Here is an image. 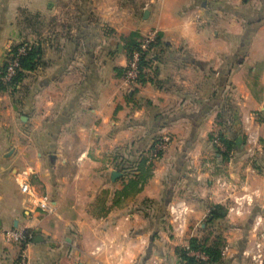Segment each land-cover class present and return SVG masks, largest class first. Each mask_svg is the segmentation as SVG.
Wrapping results in <instances>:
<instances>
[{
    "label": "crops",
    "instance_id": "1",
    "mask_svg": "<svg viewBox=\"0 0 264 264\" xmlns=\"http://www.w3.org/2000/svg\"><path fill=\"white\" fill-rule=\"evenodd\" d=\"M152 29L151 65L128 85L131 36ZM25 41L41 49L39 63L16 90L0 89V264L23 250L30 264H187L192 239L219 236L221 259L196 264H253L264 0H0V65ZM24 176L53 213L22 192ZM181 198L191 211L175 234L168 206ZM216 205L226 212L213 219ZM14 227L33 241L7 242Z\"/></svg>",
    "mask_w": 264,
    "mask_h": 264
},
{
    "label": "built area",
    "instance_id": "2",
    "mask_svg": "<svg viewBox=\"0 0 264 264\" xmlns=\"http://www.w3.org/2000/svg\"><path fill=\"white\" fill-rule=\"evenodd\" d=\"M159 40V31L152 29L146 34L142 35L140 43L128 56V62L124 70V78L128 85L137 83L140 80L142 73V60L143 55L148 53L152 56V52L156 47ZM34 43L32 41L22 42L17 48L10 47L7 52V57L3 64L0 65V80L5 84H11L14 77L17 75L21 68V60L32 48ZM5 65V66H4ZM251 140V139H250ZM168 141V139H167ZM214 141L222 145V138L218 135L215 136ZM166 142V140H165ZM249 152L254 153V146L248 148ZM26 174V173H25ZM20 188L23 193H27L34 197V202L37 206L47 212L53 213L55 206L51 197L48 194L37 195L34 193L31 182L24 176L20 182ZM231 211L240 212L238 207L231 206ZM191 211L188 200L181 198L173 200L168 206V217L175 234H184L189 212ZM254 230L256 239L251 249L246 251L247 256L252 260L253 264H264V216L259 215L256 217ZM5 239L7 242L16 243L20 245H28L34 239V232L30 228H9L4 231ZM188 254L194 256L197 260H207L211 258L209 254L202 250H194L190 245L186 247ZM227 248H224L226 250ZM223 250V252H224ZM17 264H30L29 258L25 250H23L17 260Z\"/></svg>",
    "mask_w": 264,
    "mask_h": 264
},
{
    "label": "trees",
    "instance_id": "3",
    "mask_svg": "<svg viewBox=\"0 0 264 264\" xmlns=\"http://www.w3.org/2000/svg\"><path fill=\"white\" fill-rule=\"evenodd\" d=\"M141 37L142 36H139L137 33L132 34V36H131L132 41L127 46L128 56L135 48L138 47ZM17 46L18 45L14 46V47L17 48ZM40 54H41V49L37 45L34 44L32 46V48L29 50V52L23 56V58L21 60V68L19 69L17 75L14 77L12 83L11 84H5L4 82H2L0 80V89L5 90V91H7L8 89H11L12 91L16 90L17 85L22 81V79L25 75L24 70L34 69L37 66V64L39 63ZM152 59H153V56L149 55L148 53H145L143 55L142 73H141L140 78H142L144 75V71H145L144 69L151 65L150 63H151ZM218 136H220V135H218ZM220 137L223 140L222 134ZM224 141H225V143H227L228 147L231 148V143H229L226 139H224ZM148 160H149V158L143 155L141 160L139 161V164L136 165L137 170H139L140 167L142 169V167L145 166V164L147 163ZM126 164H128V163L126 162ZM149 165H152V162H149ZM119 167L121 168L120 171H124V169H127L128 167L131 168V166H124L123 163H120ZM141 171L142 172L140 175H141V178L143 179L142 182L144 183V180L146 179V177H145V175H143V170H141ZM225 212H226V209H224L221 205H216L212 208L211 215H212L213 219H217V218L222 217L225 214ZM223 245H224V240L221 236H219L215 240V242H213L211 245H207L205 242L202 243L201 241H199L196 238L192 239L190 242V248H192L194 250H202V251L206 252L207 254H209V256L211 258L210 260L211 261L213 260V262H217L221 259V256H222L221 247ZM181 253H182V257L187 261V264H196L197 263V259L194 256H190L188 254V250L186 248H183Z\"/></svg>",
    "mask_w": 264,
    "mask_h": 264
},
{
    "label": "water",
    "instance_id": "4",
    "mask_svg": "<svg viewBox=\"0 0 264 264\" xmlns=\"http://www.w3.org/2000/svg\"><path fill=\"white\" fill-rule=\"evenodd\" d=\"M242 141H243V138H242V137H239L238 140H237V143H242ZM112 175H113V178L115 179V178L121 176V175H122V172L117 171V170H114V171L112 172ZM0 223H1V222H0Z\"/></svg>",
    "mask_w": 264,
    "mask_h": 264
},
{
    "label": "rangeland",
    "instance_id": "5",
    "mask_svg": "<svg viewBox=\"0 0 264 264\" xmlns=\"http://www.w3.org/2000/svg\"><path fill=\"white\" fill-rule=\"evenodd\" d=\"M9 91H11V90L9 89Z\"/></svg>",
    "mask_w": 264,
    "mask_h": 264
}]
</instances>
